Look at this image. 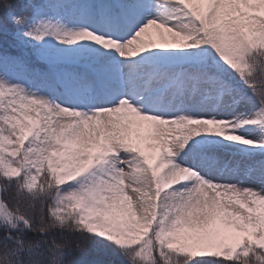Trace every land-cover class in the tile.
<instances>
[{
    "label": "snow or ice",
    "instance_id": "obj_1",
    "mask_svg": "<svg viewBox=\"0 0 264 264\" xmlns=\"http://www.w3.org/2000/svg\"><path fill=\"white\" fill-rule=\"evenodd\" d=\"M0 264H264V0H0Z\"/></svg>",
    "mask_w": 264,
    "mask_h": 264
}]
</instances>
